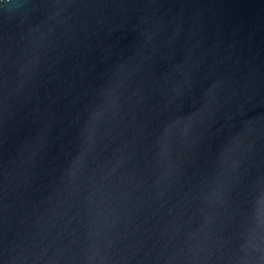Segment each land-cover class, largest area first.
<instances>
[{
	"label": "water",
	"instance_id": "1",
	"mask_svg": "<svg viewBox=\"0 0 264 264\" xmlns=\"http://www.w3.org/2000/svg\"><path fill=\"white\" fill-rule=\"evenodd\" d=\"M0 264H264V0H0Z\"/></svg>",
	"mask_w": 264,
	"mask_h": 264
}]
</instances>
